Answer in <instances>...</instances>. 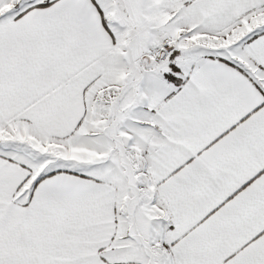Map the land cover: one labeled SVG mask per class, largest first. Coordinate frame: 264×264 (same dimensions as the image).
<instances>
[{"label": "snow or ice", "instance_id": "6c2138e0", "mask_svg": "<svg viewBox=\"0 0 264 264\" xmlns=\"http://www.w3.org/2000/svg\"><path fill=\"white\" fill-rule=\"evenodd\" d=\"M0 264H264V0H0Z\"/></svg>", "mask_w": 264, "mask_h": 264}]
</instances>
